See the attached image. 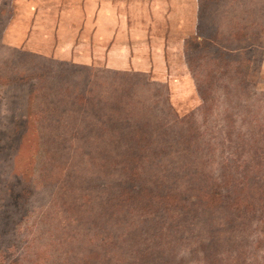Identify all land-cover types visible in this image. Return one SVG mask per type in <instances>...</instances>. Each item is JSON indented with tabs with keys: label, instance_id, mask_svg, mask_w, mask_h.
Instances as JSON below:
<instances>
[{
	"label": "rangeland",
	"instance_id": "1",
	"mask_svg": "<svg viewBox=\"0 0 264 264\" xmlns=\"http://www.w3.org/2000/svg\"><path fill=\"white\" fill-rule=\"evenodd\" d=\"M79 1L0 0V264H264V0H191L182 17L169 0L124 5L155 34L164 2L227 49L249 33L230 57L174 45L161 80L107 68L89 43L90 65L31 51L79 48ZM153 194L168 196L148 213Z\"/></svg>",
	"mask_w": 264,
	"mask_h": 264
},
{
	"label": "crops",
	"instance_id": "2",
	"mask_svg": "<svg viewBox=\"0 0 264 264\" xmlns=\"http://www.w3.org/2000/svg\"><path fill=\"white\" fill-rule=\"evenodd\" d=\"M134 0H80L79 4L70 6L67 10L77 13L80 18V29L83 33L76 31L75 35L82 41H77L76 46L82 47V50L75 48L72 44H64L67 39L63 36L62 40H58L51 47L46 44H36V50H31L37 54L46 57H55L59 60L71 61L82 63L83 65H90L96 62L94 57H97V51H91L89 45L101 48L100 56L106 63L107 68L114 70H124L129 63H138L137 66L131 64L130 71H135L144 74H149L154 80L160 79L162 74L164 78L169 77V70L161 67L160 63H164L167 57H172L174 50L173 46L176 45L178 57H182L184 52L185 39L193 36L195 25L192 27V32L187 33L186 24L183 20L179 22L174 21L171 23L172 16L176 9L169 8L164 2L163 5L155 6L154 12L158 14L159 18L165 17L169 22L167 33V26H164L163 33H156L154 22L149 19L142 20V17L133 18L128 17L129 11H124V5L133 6ZM176 4L180 16L187 14L186 8L191 0H169V4ZM185 8V10H184ZM66 10V12H67ZM148 12V11H147ZM52 14H55L52 12ZM127 14V15H126ZM131 16V15H130ZM76 21L72 20L69 24H75ZM197 25V24H196ZM67 30V28H66ZM65 30V31H66ZM171 30L175 34L178 30V40L173 44ZM186 30V31H185ZM185 31V32H184ZM184 32V33H183ZM81 37V38H80ZM161 38V42L160 39ZM59 38H61L59 36ZM199 39V37H197ZM31 41L29 37L21 41V49H28V43ZM163 41V42H162ZM87 44V49L84 45ZM75 45V43H74ZM251 38L249 33H244L243 37H239L240 47L228 48L229 53L240 52L244 49L252 47ZM81 57V58H79ZM94 59V60H93ZM166 81V80H165Z\"/></svg>",
	"mask_w": 264,
	"mask_h": 264
},
{
	"label": "trees",
	"instance_id": "3",
	"mask_svg": "<svg viewBox=\"0 0 264 264\" xmlns=\"http://www.w3.org/2000/svg\"><path fill=\"white\" fill-rule=\"evenodd\" d=\"M217 29L213 32H209L207 33L206 31L202 32L201 31V28L198 26V23L196 25V30H195V34L193 36H189L188 38L185 39V48H188L187 46V42H191L192 45H193V49H191V51L189 50L187 55L188 54H191V52L194 50L195 52H199V53H202L203 55H206L207 57H214V53L215 52H219V53H222L224 54L226 57H230L231 56V53L228 52L227 48L226 47H223V45L221 44L222 40H221V37L217 34ZM197 37H199V39H197ZM191 45V46H192ZM206 53V54H205ZM240 54V53H238ZM215 57H220V56H215ZM191 76L193 77L192 73H191ZM195 79V77H193ZM196 81V79H195ZM195 84V90H196V93L198 94L199 98L201 99V101L203 102L205 100V98H203L201 95H200V92H199V89H198V83H194ZM13 135H16L14 139V141L16 140H20L23 138V133L22 132H19L18 134L14 133ZM127 173V179L132 182V177H136L135 176V173L133 172V169H128V172ZM131 177V178H129ZM158 187V186H157ZM123 195L126 199H128V197L132 198L133 196H131L128 192L126 191H123L121 193H119L117 196H121ZM168 195H172L168 198L167 201H169L170 203V206H174L176 207L177 209H180L182 207V204H181V201L179 199V196L177 195L176 192L174 193H168ZM168 195H164V197H162V195H156V194H153V195H150V197L148 198V202H147V209H148V213L150 211L149 209V204H150V208H151V203L153 202V199L154 198H157V199H160L162 200V198H165L167 197ZM215 195H217V191L215 190H211L208 195L205 194V197H207V200H209V205H207V209L213 204L211 203V200L214 199ZM123 202V201H122ZM111 203L109 202V205ZM112 204H116V203H112ZM153 205H154V202H153ZM186 206V204L184 205V207ZM162 208V210H161ZM161 208H155L156 210H159V211H163L164 214H169L172 210L168 209L167 207H165L162 203H161Z\"/></svg>",
	"mask_w": 264,
	"mask_h": 264
}]
</instances>
